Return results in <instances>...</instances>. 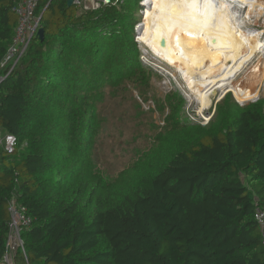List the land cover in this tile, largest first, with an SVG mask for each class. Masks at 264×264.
I'll return each instance as SVG.
<instances>
[{
    "label": "trees",
    "instance_id": "16d2710c",
    "mask_svg": "<svg viewBox=\"0 0 264 264\" xmlns=\"http://www.w3.org/2000/svg\"><path fill=\"white\" fill-rule=\"evenodd\" d=\"M67 1L40 0L44 37L0 84V140L16 138L0 150V261L15 197L30 264H264V98L227 94L207 126L177 122L108 179L94 163L105 91L144 72L133 13ZM14 4L0 0V64Z\"/></svg>",
    "mask_w": 264,
    "mask_h": 264
},
{
    "label": "bare ground",
    "instance_id": "6f19581e",
    "mask_svg": "<svg viewBox=\"0 0 264 264\" xmlns=\"http://www.w3.org/2000/svg\"><path fill=\"white\" fill-rule=\"evenodd\" d=\"M137 43L169 65L183 80L200 113L218 93L237 102L254 101L264 90V48L247 30L241 10L264 17L263 0H147ZM140 24V23H139ZM220 94V95H221ZM223 97V96H222Z\"/></svg>",
    "mask_w": 264,
    "mask_h": 264
},
{
    "label": "rangeland",
    "instance_id": "374dc122",
    "mask_svg": "<svg viewBox=\"0 0 264 264\" xmlns=\"http://www.w3.org/2000/svg\"><path fill=\"white\" fill-rule=\"evenodd\" d=\"M124 1L126 10L133 13L131 25L135 29L142 23L143 6L139 4L147 0ZM241 18L247 22V30L257 32L264 43V17L257 20L242 9ZM139 51L144 72L135 82L106 90L98 114L100 126L94 143V163L95 169L108 179L135 163L160 134L165 135L177 122L207 126L215 106L225 97L218 93L212 98V106L201 114L199 103L174 69L144 45L139 44ZM258 60H262L264 67V48L253 64ZM259 98H264V90Z\"/></svg>",
    "mask_w": 264,
    "mask_h": 264
},
{
    "label": "built area",
    "instance_id": "2783aa9c",
    "mask_svg": "<svg viewBox=\"0 0 264 264\" xmlns=\"http://www.w3.org/2000/svg\"><path fill=\"white\" fill-rule=\"evenodd\" d=\"M39 3L40 0H15L12 12L18 18V25L15 30L12 44L0 64V71H3L0 75V84L17 68L30 43L37 37L41 21V15L39 16L36 14ZM123 3L124 0H74L73 6H77L84 11H94L105 7L118 8ZM142 3L144 2H140L139 5L141 6ZM138 28L139 27L134 29L135 40H138ZM15 146L16 138L12 135H8L3 140H0V150L4 149L9 154L14 152ZM9 212L11 217L9 232L5 243V253L0 264H17L16 256L18 254L22 255L24 264H30L27 257L23 233L26 230H30L33 220L27 208L19 204L15 197L10 199ZM254 219L260 229L262 245L264 246V209L257 206Z\"/></svg>",
    "mask_w": 264,
    "mask_h": 264
},
{
    "label": "water",
    "instance_id": "95a60500",
    "mask_svg": "<svg viewBox=\"0 0 264 264\" xmlns=\"http://www.w3.org/2000/svg\"><path fill=\"white\" fill-rule=\"evenodd\" d=\"M67 5H68V7H73V5H74V0H68L67 1ZM144 4L142 3L141 4V6H143ZM37 37L39 38V39H43V37H44V30L42 29V28H40L39 29V31H38V33H37ZM258 99V98H257ZM257 99H255V100H257Z\"/></svg>",
    "mask_w": 264,
    "mask_h": 264
}]
</instances>
